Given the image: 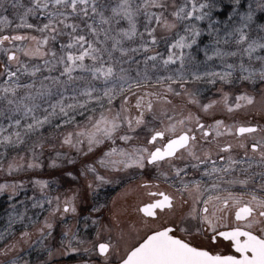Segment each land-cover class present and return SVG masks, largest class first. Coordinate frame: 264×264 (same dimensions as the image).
<instances>
[{
    "label": "snow or ice",
    "instance_id": "snow-or-ice-1",
    "mask_svg": "<svg viewBox=\"0 0 264 264\" xmlns=\"http://www.w3.org/2000/svg\"><path fill=\"white\" fill-rule=\"evenodd\" d=\"M0 56V264H264V0H0Z\"/></svg>",
    "mask_w": 264,
    "mask_h": 264
},
{
    "label": "flooded vegetation",
    "instance_id": "flooded-vegetation-1",
    "mask_svg": "<svg viewBox=\"0 0 264 264\" xmlns=\"http://www.w3.org/2000/svg\"><path fill=\"white\" fill-rule=\"evenodd\" d=\"M3 57L0 56V63H2ZM236 119L238 121L260 120L259 108L256 109H242L237 110ZM231 122V121H229ZM140 185V186H138ZM155 189H148L142 186V181L137 177L128 182V190L125 191L123 186L109 185L103 189L104 194L109 200H115V205L112 208L113 213L119 220L117 228L128 229L133 226L134 221H139L140 216L143 215L136 213L137 205L142 206V202H149L150 195ZM92 238L91 236L89 237ZM234 251V250H233Z\"/></svg>",
    "mask_w": 264,
    "mask_h": 264
},
{
    "label": "trees",
    "instance_id": "trees-1",
    "mask_svg": "<svg viewBox=\"0 0 264 264\" xmlns=\"http://www.w3.org/2000/svg\"><path fill=\"white\" fill-rule=\"evenodd\" d=\"M31 188L28 189V194L31 195ZM9 204V201L6 197L0 196V215L5 212Z\"/></svg>",
    "mask_w": 264,
    "mask_h": 264
},
{
    "label": "rangeland",
    "instance_id": "rangeland-1",
    "mask_svg": "<svg viewBox=\"0 0 264 264\" xmlns=\"http://www.w3.org/2000/svg\"><path fill=\"white\" fill-rule=\"evenodd\" d=\"M178 2H179V0H178ZM3 62V61H2ZM257 108H259L258 106H257ZM248 109V108H247ZM250 109V108H249ZM65 188H67V187H70L71 185L70 184H68V183H65ZM61 191H63V189H61ZM8 208V207H7ZM7 210V209H6ZM6 210H5V212L3 213V214H1L0 215V226H3L4 225V223H5V220H6Z\"/></svg>",
    "mask_w": 264,
    "mask_h": 264
}]
</instances>
